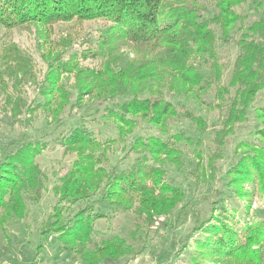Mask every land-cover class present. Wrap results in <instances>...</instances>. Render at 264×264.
<instances>
[{"label": "trees", "instance_id": "obj_1", "mask_svg": "<svg viewBox=\"0 0 264 264\" xmlns=\"http://www.w3.org/2000/svg\"><path fill=\"white\" fill-rule=\"evenodd\" d=\"M88 23L100 24L97 37ZM0 26V116L24 125L12 136L0 130V140L19 139L13 150L0 149L1 229L26 218L28 202L47 190L49 176L36 158L51 145L71 155V164L54 176L50 216L61 249L81 264L134 257L143 249L134 250L135 239L156 224L173 228L176 211L193 220L179 240L180 250L194 246L192 264H264L263 221L234 226L213 215L226 206L218 186L224 176L246 201L245 211L253 189L264 193V101L257 104L264 97V0H0ZM17 30L35 38L42 76L33 54L14 40ZM28 86L47 96L38 106L40 136L26 132L36 116L25 99ZM74 114V126L46 138V130ZM252 118L261 144L248 145L222 172L224 144ZM179 119L189 128L174 124ZM92 122L114 135L103 138ZM114 145L132 157L130 164L112 162ZM186 158L187 175L202 186L194 203L167 179L166 168L181 169ZM129 210L135 223L128 238L101 236L100 220Z\"/></svg>", "mask_w": 264, "mask_h": 264}, {"label": "rangeland", "instance_id": "obj_2", "mask_svg": "<svg viewBox=\"0 0 264 264\" xmlns=\"http://www.w3.org/2000/svg\"><path fill=\"white\" fill-rule=\"evenodd\" d=\"M87 28H91L92 35L97 37V30L100 29V24L88 23ZM2 28L0 26V42ZM13 38L19 43L22 48H26L31 52L36 60V72L39 70L38 76H42L46 71V66L41 60V55L37 48H35V38L29 34L28 31L17 30L13 33ZM41 51V50H40ZM232 57V56H231ZM27 91L25 99L31 102L34 107V125L27 129L28 135L40 136L44 133L45 123L43 120V108L38 107L43 99H46V95H38L32 89V87H25ZM1 95V94H0ZM182 100V99H181ZM264 101V97L258 100L257 104L260 105ZM183 106L186 108L198 110L190 101L182 100ZM198 112H202L200 109ZM98 117V116H97ZM78 117L76 114L67 116L62 122H59L58 127L54 129H48L46 132L50 134L46 138L56 136L68 131L71 126L77 123ZM254 119H249L243 122L237 127L235 133L229 136L226 144L223 146L222 155L217 160V164L221 165V171H226L229 167L235 164L239 158H242L243 151L251 150L252 147L248 145L259 146L261 142L257 138L254 129L252 128ZM30 124V123H29ZM177 126H184L189 128V123L185 119H179L174 122ZM41 125V127H40ZM24 125L15 123L10 116H0V130L2 135L12 136L14 134L21 133ZM91 127L96 130H100L102 137L114 135V130L101 124L99 122H92ZM255 133V134H254ZM213 134L209 132L206 137L209 139ZM19 140L14 137H1L0 149L13 150L14 144L12 141ZM115 152L111 155L112 162L122 160V166L130 164L132 157L124 154V151L114 145ZM1 151V150H0ZM71 155H65L64 150L58 146H49L36 158L40 168L49 176L48 188L43 193L41 200L36 204L28 202L27 217L23 219H16L8 223L6 229L0 228V264H16L19 259H25L27 261L33 259L39 264H81L77 257L72 256L68 251L61 249L62 246L59 243V232L55 228L53 216H50L51 206L55 203L51 187L54 183V176L63 175L71 164ZM191 166L190 158H186L185 166L181 169H177L173 166H168L166 172L168 174V181L172 184H177L183 187L187 191L188 198H192V202L199 200L200 190L202 186L196 185L194 180L190 178L187 173ZM230 177H232L230 175ZM229 176L222 177V181L218 183L220 190L223 191L224 209H216L213 211L214 217H220L224 219L230 225H242L246 222H253L255 220H261L264 222V193H260L253 189L249 182H246L243 186L245 190L253 189L251 196V205L245 211L246 201L235 195L234 186H229ZM208 189H205L206 191ZM189 203L188 205H190ZM194 205V204H193ZM104 207L109 209L106 204ZM199 207L202 210H207V206L202 202ZM197 209V208H195ZM52 214V213H51ZM177 211L172 214V221L176 219L173 228H167L162 225L156 224L152 229L147 230L140 239H135L134 250L142 247V251L134 257H124L118 264H192V256L195 255L194 246L188 244L183 250H180L179 240L184 238L189 233L192 226V218L188 217L184 220L177 216ZM45 221H48V225ZM63 222H60V224ZM135 223V217L133 212L120 211L107 221L100 220L97 228L101 236L104 234H118L122 237H129V233ZM43 228V232L40 230ZM197 234L196 237H199ZM264 254V245H263ZM17 261V262H16ZM32 262V260H31ZM108 264V263H106Z\"/></svg>", "mask_w": 264, "mask_h": 264}, {"label": "built area", "instance_id": "obj_3", "mask_svg": "<svg viewBox=\"0 0 264 264\" xmlns=\"http://www.w3.org/2000/svg\"><path fill=\"white\" fill-rule=\"evenodd\" d=\"M33 264H39V263H33Z\"/></svg>", "mask_w": 264, "mask_h": 264}]
</instances>
